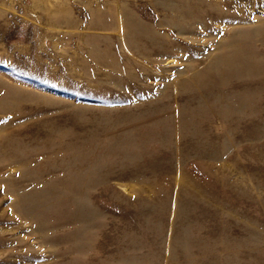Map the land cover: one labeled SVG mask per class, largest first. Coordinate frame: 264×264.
Masks as SVG:
<instances>
[{
	"label": "rangeland",
	"instance_id": "obj_1",
	"mask_svg": "<svg viewBox=\"0 0 264 264\" xmlns=\"http://www.w3.org/2000/svg\"><path fill=\"white\" fill-rule=\"evenodd\" d=\"M0 264H264V0H0Z\"/></svg>",
	"mask_w": 264,
	"mask_h": 264
}]
</instances>
